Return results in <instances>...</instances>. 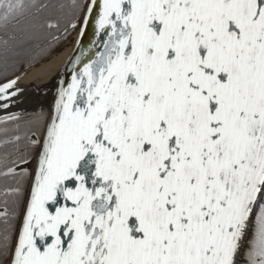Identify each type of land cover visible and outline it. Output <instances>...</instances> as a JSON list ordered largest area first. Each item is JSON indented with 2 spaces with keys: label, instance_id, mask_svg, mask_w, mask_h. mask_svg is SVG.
<instances>
[{
  "label": "snow or ice",
  "instance_id": "snow-or-ice-1",
  "mask_svg": "<svg viewBox=\"0 0 264 264\" xmlns=\"http://www.w3.org/2000/svg\"><path fill=\"white\" fill-rule=\"evenodd\" d=\"M44 29L70 80L9 136ZM0 111V264H264V0H0Z\"/></svg>",
  "mask_w": 264,
  "mask_h": 264
},
{
  "label": "water",
  "instance_id": "water-1",
  "mask_svg": "<svg viewBox=\"0 0 264 264\" xmlns=\"http://www.w3.org/2000/svg\"><path fill=\"white\" fill-rule=\"evenodd\" d=\"M94 32H95L94 25L90 26L87 29V33L83 37V44H82L83 48L86 49L89 46V44L95 39ZM75 34H76V37H75L74 43H73L69 53L67 54V56L65 57V59L61 63V65L58 67V69L51 75V77L48 80H46L44 82H39V81L34 80V81H30V82H25V83H23V82L20 83L18 81V86L21 89H23V91L21 93H19L18 96L15 98L17 103H15L8 111L15 112L18 114H25V113L34 111L38 107H44L45 109L48 110V115H51V111H52V108H53V105H54V102L56 99L57 89L60 87L59 81L61 79H64L66 81L70 80L71 67L66 68V65H67V62H68L70 56L76 50V47H77L76 41H77V38L79 36V32L78 31L73 32L71 34V36L66 40V42H67ZM76 54L79 55L78 52ZM51 55H49V56H51ZM45 59H43V60H45ZM43 60H41L40 62H42ZM40 62H38V63H40ZM38 63H36V64H38ZM36 64H34V65H36ZM34 65L30 66L29 68L33 67ZM29 68H27V69H29ZM27 69H25V70H27ZM19 74H17V75H19ZM49 96H51V100L49 101V104H48L46 102H48ZM5 114H6L5 112L0 111V116H3ZM34 168H35V161H33L32 169L34 170ZM29 187H30V183H29Z\"/></svg>",
  "mask_w": 264,
  "mask_h": 264
},
{
  "label": "flooded vegetation",
  "instance_id": "flooded-vegetation-1",
  "mask_svg": "<svg viewBox=\"0 0 264 264\" xmlns=\"http://www.w3.org/2000/svg\"><path fill=\"white\" fill-rule=\"evenodd\" d=\"M41 112L48 114L47 109H45L44 107H38L32 112L19 114L21 117L20 128L16 129L15 125H10V131L7 135L11 136L18 134L23 137L25 134H30V130H34L37 127V117ZM3 127V125H0V129H2ZM4 136L5 134L3 132H0V139H3ZM31 167H33V164ZM2 171H4L3 150L0 149V172ZM18 180V177L0 175V209L5 206V203L10 209L16 207L14 203L15 196L11 192H9L8 189L15 187ZM5 264H7V262H5Z\"/></svg>",
  "mask_w": 264,
  "mask_h": 264
},
{
  "label": "trees",
  "instance_id": "trees-1",
  "mask_svg": "<svg viewBox=\"0 0 264 264\" xmlns=\"http://www.w3.org/2000/svg\"><path fill=\"white\" fill-rule=\"evenodd\" d=\"M48 33L49 30L44 29L42 32L43 38L38 42H32L29 44H22V45L17 44V46L13 50V55L11 57V63L8 71L15 72L17 75L22 70H25L30 66L40 62L41 60L47 58L49 55L55 52L61 45H63L66 42V40H61L59 43H53L51 45L50 51L44 52L42 51V49L48 47V41H49Z\"/></svg>",
  "mask_w": 264,
  "mask_h": 264
},
{
  "label": "bare ground",
  "instance_id": "bare-ground-1",
  "mask_svg": "<svg viewBox=\"0 0 264 264\" xmlns=\"http://www.w3.org/2000/svg\"><path fill=\"white\" fill-rule=\"evenodd\" d=\"M76 34L69 39L67 42H65L61 47H59L51 56L43 60L42 62L34 65L33 67L23 70L19 76L20 80L19 82H30V81H39L44 82L48 80L51 75L58 69V67L61 65V63L64 61L65 57L69 53L74 40H75ZM51 100V96L48 97V103Z\"/></svg>",
  "mask_w": 264,
  "mask_h": 264
},
{
  "label": "rangeland",
  "instance_id": "rangeland-1",
  "mask_svg": "<svg viewBox=\"0 0 264 264\" xmlns=\"http://www.w3.org/2000/svg\"><path fill=\"white\" fill-rule=\"evenodd\" d=\"M48 111V110H47Z\"/></svg>",
  "mask_w": 264,
  "mask_h": 264
}]
</instances>
